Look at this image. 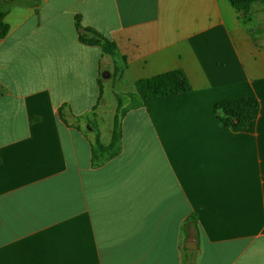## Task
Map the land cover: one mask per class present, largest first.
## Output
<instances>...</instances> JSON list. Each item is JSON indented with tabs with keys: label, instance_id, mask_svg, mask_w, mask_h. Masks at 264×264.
I'll return each instance as SVG.
<instances>
[{
	"label": "crops",
	"instance_id": "crops-1",
	"mask_svg": "<svg viewBox=\"0 0 264 264\" xmlns=\"http://www.w3.org/2000/svg\"><path fill=\"white\" fill-rule=\"evenodd\" d=\"M0 15V264H264L259 23L229 0H0ZM169 73L190 91L125 111L118 154L92 166L114 121L87 114ZM240 99L257 114L236 131L215 106Z\"/></svg>",
	"mask_w": 264,
	"mask_h": 264
},
{
	"label": "trees",
	"instance_id": "trees-1",
	"mask_svg": "<svg viewBox=\"0 0 264 264\" xmlns=\"http://www.w3.org/2000/svg\"><path fill=\"white\" fill-rule=\"evenodd\" d=\"M229 2L246 21L250 19L249 15L254 4L260 3L264 7V0H229ZM6 30L7 26L1 21L0 15V38ZM263 31L264 30L261 27H255L250 29V34L252 35V38L257 41V35ZM101 40L102 39L98 40L97 43L101 46L102 50L111 57L118 58L119 53L116 47L108 41ZM188 91H190V86L181 73L163 74L153 78L140 80L135 83V91L129 94V96L133 97L130 108L142 106L152 99L172 96ZM215 109L216 111L222 112L225 116L223 123L226 125H232L233 129L236 131L254 119L257 114V107L253 99L226 100L218 103L215 106ZM125 111H127V109L121 110L120 120H122ZM120 120L117 121V118L114 119L111 140L107 146H103L99 142L97 138L98 133L94 130L96 139L94 140L91 150L92 166H99L118 154L120 150ZM232 120L235 121L234 124L231 123Z\"/></svg>",
	"mask_w": 264,
	"mask_h": 264
},
{
	"label": "rangeland",
	"instance_id": "rangeland-1",
	"mask_svg": "<svg viewBox=\"0 0 264 264\" xmlns=\"http://www.w3.org/2000/svg\"><path fill=\"white\" fill-rule=\"evenodd\" d=\"M250 18L254 19L256 23H259L262 28H264V7L260 3H256L252 6L250 12ZM113 58V57H112ZM117 60V59H116ZM132 98L129 94H116L115 100L111 103H103L101 102L100 108L98 112H89L87 114V119L94 123L98 120V122H106V121H114L117 118V121L120 120L121 110L130 109L132 104ZM101 114L103 116H101ZM96 116V117H95ZM108 145V144H107ZM106 145V146H107ZM185 264H189L187 261Z\"/></svg>",
	"mask_w": 264,
	"mask_h": 264
},
{
	"label": "water",
	"instance_id": "water-1",
	"mask_svg": "<svg viewBox=\"0 0 264 264\" xmlns=\"http://www.w3.org/2000/svg\"><path fill=\"white\" fill-rule=\"evenodd\" d=\"M186 248L190 249L191 247L189 245H187Z\"/></svg>",
	"mask_w": 264,
	"mask_h": 264
}]
</instances>
